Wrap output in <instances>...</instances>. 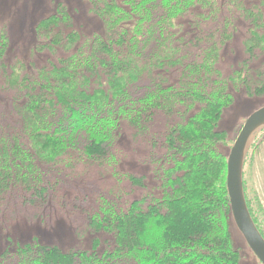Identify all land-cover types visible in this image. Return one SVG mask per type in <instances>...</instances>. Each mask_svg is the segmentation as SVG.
Instances as JSON below:
<instances>
[{
    "label": "trees",
    "instance_id": "16d2710c",
    "mask_svg": "<svg viewBox=\"0 0 264 264\" xmlns=\"http://www.w3.org/2000/svg\"><path fill=\"white\" fill-rule=\"evenodd\" d=\"M91 5L104 32L31 77L22 74L23 62L6 65L8 40L0 32V103L9 109L0 110V194L23 188L26 202H38L29 207L35 211L58 204L43 207L56 190L72 195L95 242L80 251L34 239L11 242L0 264H237L217 123L231 92L264 93V0ZM61 22L72 28L63 5L38 24L40 36L52 40L40 51L54 53L55 38L61 45ZM236 28L248 33L245 59L223 76L217 59ZM79 36L68 31L64 40L69 46ZM157 114H176L174 124L170 118L158 128L157 165L147 181L133 172L124 183L115 155L122 134L142 130L148 143ZM80 163L107 166L106 181L118 183V191L99 187L105 179L72 173ZM98 232L108 235L102 247Z\"/></svg>",
    "mask_w": 264,
    "mask_h": 264
},
{
    "label": "rangeland",
    "instance_id": "374dc122",
    "mask_svg": "<svg viewBox=\"0 0 264 264\" xmlns=\"http://www.w3.org/2000/svg\"><path fill=\"white\" fill-rule=\"evenodd\" d=\"M59 5L67 8L71 16L72 28H70V24L63 25L64 23L61 22L56 27L58 29L56 37L61 42V45L58 46L55 38L52 43L54 45L52 47L54 53L46 49L40 51L39 46L42 43H49L52 40H45L40 36L39 32L42 29L37 30L38 24L51 13H54ZM182 18L183 21L187 22L190 17L185 15ZM72 30L81 36L77 38L76 42L68 46L64 37L66 32L72 33ZM0 32H4L8 40L6 65L23 62L22 74L28 73L26 77H31L41 68L55 65L59 59L68 57L74 48L86 40L85 38L90 37L93 33L102 34L104 28L100 18L92 11L91 0H0ZM247 36L246 29L236 28L231 39L224 44L216 63L223 76H226L230 69H236L238 64L245 59L244 46ZM67 46V51L63 50ZM260 55L259 61L263 67L264 54ZM258 62L257 64H259ZM25 82L23 80L22 83ZM11 89L12 87L9 86L10 91ZM231 93L233 100H231L229 106L222 109L217 123L218 129L223 133L220 137L218 148L220 147L224 155H228L229 149L236 139L245 118L257 108L264 106V93L246 95L242 90ZM1 95L0 92V97ZM0 110L3 111L1 114H5L9 109L8 106L4 107V104L0 103ZM4 110L7 111L4 112ZM174 116L176 114L169 115L165 119L163 114L155 116L151 123L148 124L152 127L147 132L148 143L144 131L140 130L137 135H132V131L124 130L119 143L120 149H115V155L119 159L118 170L124 183L130 181L129 173L133 172L139 175L140 178L148 180L153 168L157 165L156 158L159 156L157 155V150L162 149L161 146L157 147L159 145L157 143L158 128L163 125L165 120L170 118L171 123L174 124ZM5 124L10 127L14 125L11 119H8ZM18 127H21V124ZM255 138L257 140L254 142ZM263 138L264 129L260 128L249 139L247 145L249 152L246 150L245 164L243 166V180L247 192V199L245 193L244 198L245 202L248 201L249 203L248 205L246 202L249 215L251 213L250 217L252 216L251 218H253L256 228L264 239V191L261 186L262 176H264ZM252 143H254V152H252L253 149H248V146L251 147ZM152 157L156 158L152 161ZM71 171L75 175L85 177L87 180L98 177V181L102 182L105 179L104 185L99 187L110 192L118 191V183L111 184L106 181L110 179L107 166L83 165L80 163L75 165ZM54 175L56 174L48 173L46 176L47 178H52ZM57 175L60 176L61 174ZM245 186H243V192ZM58 193L59 190H56L54 196L50 197L47 204L43 205V207L54 204L55 201L59 202L58 204L53 205V208H39L36 211L29 209V207L35 206L37 201L26 202L28 193L23 188L9 189L5 193L0 194V253L11 242H28L32 239L47 245L57 246L65 251L89 250L91 248L95 242V237L88 232L90 229L84 217V212L77 213L76 208L80 206L77 205L75 207L73 205L74 198L72 195L65 197L62 193H59V195ZM51 198L52 201L50 200ZM228 217L230 239L234 249L237 251V264H261L236 228L231 213ZM107 237V234L98 232L99 247L104 245Z\"/></svg>",
    "mask_w": 264,
    "mask_h": 264
},
{
    "label": "water",
    "instance_id": "95a60500",
    "mask_svg": "<svg viewBox=\"0 0 264 264\" xmlns=\"http://www.w3.org/2000/svg\"><path fill=\"white\" fill-rule=\"evenodd\" d=\"M264 126V106L251 112L230 147L226 159V190L232 220L251 252L264 264V239L249 215L242 185V168L250 137Z\"/></svg>",
    "mask_w": 264,
    "mask_h": 264
},
{
    "label": "flooded vegetation",
    "instance_id": "af4514ba",
    "mask_svg": "<svg viewBox=\"0 0 264 264\" xmlns=\"http://www.w3.org/2000/svg\"><path fill=\"white\" fill-rule=\"evenodd\" d=\"M261 128H263L264 129V126L263 127H261ZM264 139V138H263ZM257 139L255 138V140H254V142L256 141ZM264 143V140L262 141V144ZM261 144V143H260ZM260 144H258V145H260ZM249 148H251V149H253V151L252 152H254V143H252V145H251V147L250 146H248V149ZM250 149V150H251ZM248 152H249V150H247ZM245 156H246V153H245ZM244 160H245V157H244ZM244 161H243V166H244ZM243 172H244V167L242 168V181H243V186H245L244 185V180H243ZM262 183H261V186L263 187V191H264V176H262ZM244 193H245V197H246V199H247V192H246V186L244 187ZM247 202V204L249 205V203H248V201H246ZM250 208V207H249ZM248 209V208H247ZM249 210V209H248ZM252 212V211H251ZM252 214H253V212H252ZM250 215H251V213H250ZM256 216V215H255ZM252 217V216H251ZM253 219V218H252ZM254 221V220H253ZM255 224V223H254Z\"/></svg>",
    "mask_w": 264,
    "mask_h": 264
}]
</instances>
